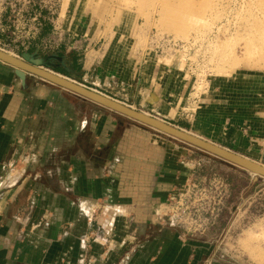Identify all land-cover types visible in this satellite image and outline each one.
<instances>
[{
  "label": "crops",
  "instance_id": "crops-1",
  "mask_svg": "<svg viewBox=\"0 0 264 264\" xmlns=\"http://www.w3.org/2000/svg\"><path fill=\"white\" fill-rule=\"evenodd\" d=\"M66 36L45 24L34 41L53 46L44 50L32 41L16 48L38 49L43 57L63 55L71 73L58 68L57 74L132 108L147 105L137 67L113 66L108 59L95 65L89 46L75 43L76 35L69 43ZM125 120L58 86L28 77L24 88L14 68L0 62V264H206L211 259L206 241L180 239L164 219L165 206L181 191L173 159L151 134ZM193 124L185 119L186 128ZM225 126L233 140L244 144L250 137L249 149L255 148L249 132L235 127L227 132ZM259 151L264 158V145Z\"/></svg>",
  "mask_w": 264,
  "mask_h": 264
},
{
  "label": "rangeland",
  "instance_id": "rangeland-1",
  "mask_svg": "<svg viewBox=\"0 0 264 264\" xmlns=\"http://www.w3.org/2000/svg\"><path fill=\"white\" fill-rule=\"evenodd\" d=\"M39 11L69 43L76 35L75 43L89 46L95 65L108 59L138 68L147 105L135 110L264 165V0H0V21L10 27L0 32V48L20 57L16 47L23 48L33 28L28 19ZM185 119H193L192 130ZM225 122L227 132H249L255 148L249 136L243 144L224 133ZM124 123L151 134L178 169L181 191L164 219L170 225L168 217L178 215L170 227L180 239L206 241V264H264V178L128 118Z\"/></svg>",
  "mask_w": 264,
  "mask_h": 264
},
{
  "label": "water",
  "instance_id": "water-1",
  "mask_svg": "<svg viewBox=\"0 0 264 264\" xmlns=\"http://www.w3.org/2000/svg\"><path fill=\"white\" fill-rule=\"evenodd\" d=\"M0 62L14 68L15 76L19 79L21 86L24 88L26 87L27 76H36L50 84L116 112L138 124L198 148L250 174L264 178V165L233 153L212 142L190 135L184 132L182 128L166 123L158 117L146 115L143 111H137L130 105L120 103L93 89L83 86L71 78L55 73L54 70L58 68L64 69L67 73H71V70L67 66L65 56L63 55L53 53L43 57L39 55L37 49L34 53H22L20 57H17L0 49Z\"/></svg>",
  "mask_w": 264,
  "mask_h": 264
},
{
  "label": "built area",
  "instance_id": "built-area-1",
  "mask_svg": "<svg viewBox=\"0 0 264 264\" xmlns=\"http://www.w3.org/2000/svg\"><path fill=\"white\" fill-rule=\"evenodd\" d=\"M43 12H46V11H39V13L37 14H33V16H30L28 21L32 22L33 23V28L31 29V27H29V32H32L31 35H29L30 33H28L29 36H26L25 37V41L20 43L19 39H14L13 40V43H20L19 46L23 47V48H27L29 47V43H30V40H34V39H37L36 37L39 36L43 30V28L45 27V24H48L47 21L49 22V24L53 25V20L50 19L49 17H45V15H42ZM54 28H55V31H56V27L55 25H53ZM4 28H10V27H4L3 23L0 21V32L3 33L4 32ZM32 30V31H31ZM58 32V31H56ZM1 44V42H0ZM45 48V47H44ZM1 50L5 51L4 49L0 48ZM46 49V48H45ZM6 52V51H5ZM195 186V185H194ZM191 189H189L190 191ZM223 198L221 197L220 200H222ZM179 200L180 197H179ZM175 216H178L177 214H172L170 217H168L169 221H170V225L174 224L173 222V219ZM184 226V225H183Z\"/></svg>",
  "mask_w": 264,
  "mask_h": 264
},
{
  "label": "bare ground",
  "instance_id": "bare-ground-1",
  "mask_svg": "<svg viewBox=\"0 0 264 264\" xmlns=\"http://www.w3.org/2000/svg\"><path fill=\"white\" fill-rule=\"evenodd\" d=\"M105 96V95H104ZM134 109V108H133ZM144 114H146V113H144ZM146 115H149V114H146ZM184 132H186V131H184ZM187 133V132H186ZM189 134V133H188ZM190 135H192V134H190ZM197 137V136H196ZM202 139V138H201ZM204 140V139H203ZM206 141V140H205Z\"/></svg>",
  "mask_w": 264,
  "mask_h": 264
}]
</instances>
